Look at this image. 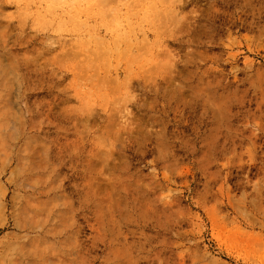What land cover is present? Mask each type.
<instances>
[{"label": "rangeland", "instance_id": "obj_1", "mask_svg": "<svg viewBox=\"0 0 264 264\" xmlns=\"http://www.w3.org/2000/svg\"><path fill=\"white\" fill-rule=\"evenodd\" d=\"M98 1L0 0V264H264V0Z\"/></svg>", "mask_w": 264, "mask_h": 264}, {"label": "bare ground", "instance_id": "obj_2", "mask_svg": "<svg viewBox=\"0 0 264 264\" xmlns=\"http://www.w3.org/2000/svg\"><path fill=\"white\" fill-rule=\"evenodd\" d=\"M113 0H99L98 2H100V6H101V8L102 7H104V9H106V7L107 8H109V5L111 4V2H112ZM178 1V0H177ZM98 13V12H97ZM172 13H174V12H172ZM98 15H99V13H98ZM194 18V17H193ZM122 19H123V17H122ZM169 20V19H168ZM95 21L97 22V21H100V22H104L101 18L100 19H98L97 17H96V19H95ZM113 22H111L113 25L115 24L117 27L118 26H122V27H125L126 25H123V21L121 20V16L120 15H117V16H114L113 17V20H112ZM170 21V20H169ZM177 22V21H176ZM170 23V22H169ZM173 23V22H172ZM107 24V23H106ZM132 23H129L128 25H131ZM152 25V24H151ZM171 25V24H170ZM153 26V25H152Z\"/></svg>", "mask_w": 264, "mask_h": 264}]
</instances>
